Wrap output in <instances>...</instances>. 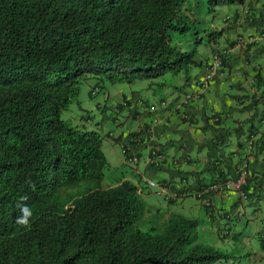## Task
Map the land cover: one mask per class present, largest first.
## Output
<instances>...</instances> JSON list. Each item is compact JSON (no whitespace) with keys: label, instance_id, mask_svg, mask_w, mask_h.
Segmentation results:
<instances>
[{"label":"trees","instance_id":"trees-1","mask_svg":"<svg viewBox=\"0 0 264 264\" xmlns=\"http://www.w3.org/2000/svg\"><path fill=\"white\" fill-rule=\"evenodd\" d=\"M246 1L207 0L209 10ZM195 2L0 0V264H211L228 257L198 242L199 219L175 214L162 229L144 230L140 222L146 206L138 184L126 179L104 186L110 168L102 149L106 135L62 117L83 81L93 98L92 89L103 91L105 82L132 84L203 66L197 49L186 51L174 42L176 31L190 30L188 9ZM228 17L237 19L235 13ZM223 33L206 34L214 44ZM257 80L264 84L260 73ZM263 95L236 100H249L242 110L259 111ZM124 99L136 117L140 110L131 106L137 99ZM181 108L192 121L193 102L184 96L168 102L167 110L180 116ZM201 110L202 129L215 135L203 142L212 162L215 148L232 134L240 138L245 133L242 125L221 128L226 123L221 112ZM81 114L94 118L87 111ZM258 147H264V137ZM208 169L210 163L203 170ZM206 182L201 176L196 181L198 186ZM22 197L33 211L30 229L15 224Z\"/></svg>","mask_w":264,"mask_h":264},{"label":"rangeland","instance_id":"rangeland-1","mask_svg":"<svg viewBox=\"0 0 264 264\" xmlns=\"http://www.w3.org/2000/svg\"><path fill=\"white\" fill-rule=\"evenodd\" d=\"M189 6L191 7L188 9V16L192 20L190 30L186 33L176 31L174 33V42L186 51H190L193 48L197 49L196 59L204 61L205 59L212 58L213 48H222V46L226 44V38L219 39L218 43L210 44L211 41H209V37L206 33L212 30H218L217 27H220L219 29L222 27L225 29L224 33L228 30L230 35L236 36L237 30L233 27V25L236 27L241 26L238 25L237 22L227 23L225 21V17H228V15L233 16L234 10L236 7H240V4H228L218 6L214 10H209L207 0H198V3H191ZM239 23H241V21ZM212 24L216 26V28L213 27ZM199 37L200 40H198ZM262 58L263 59L260 64H262L261 67L264 77V56ZM229 72L230 69L227 67L221 79L211 81L205 91L206 100H199L197 102L199 106L198 116L200 117L198 118V125L201 124V126H203V123H205V120L202 118L204 112L201 109L204 108L209 114L212 112V108H214L215 110H225L230 114V117L228 118L230 127L238 126V124L241 123L247 133L249 125H251V121L248 120V118L252 113L249 110H240V108H238L236 96L245 93V91L244 89H239L235 85L237 79L230 77ZM203 75L204 66L196 65L190 67L188 72L183 71L178 74L170 72L160 78L136 81L132 84H111L109 82H105L106 87L103 90L110 94L108 100H105L106 94L103 93L90 98L88 95L89 84L86 81H83L79 96L69 105L68 108L63 110L62 117L71 125L76 126L78 125V119L81 113L83 111H87L97 120L103 121L100 131L102 134H106L111 127L113 128L110 122V104H116L119 102L122 98L121 93H125L129 98L135 100L142 98L149 101V103H158L161 98H166L169 102H171L177 97V95L182 97L184 96V90H187L188 88L185 85V79L187 76L192 80H195ZM241 77H243L242 79H245V76ZM161 83H164V85H161ZM231 83L235 86L232 87ZM245 83L247 89L250 90L249 81H245ZM263 94L264 84H261L259 95L262 96ZM99 102L101 105H104V112L99 111ZM245 104H247V101ZM138 110L143 111L141 107H138ZM183 110H185V108H183ZM258 110H264V101L261 104H258ZM139 115H142V119L145 120L152 118L151 114L141 113ZM139 115H137L134 120H130L129 125L133 126L138 124L140 122L137 121L140 118ZM104 116L106 118L103 120ZM175 117L180 121V125L177 127L180 126V128H184L185 126H188L183 123L181 119H179L178 115H175ZM181 132L187 134L189 133L185 128L182 129ZM211 133L202 132V130L198 128V141L201 140L202 137L209 139ZM189 135L192 134L189 133ZM171 138L180 139L181 135L178 133H171L168 135V139ZM243 138H245V136ZM228 140L229 141L225 145L214 149V156L225 157L233 152L239 138L236 134H232ZM189 145L190 146L188 148L193 147L192 142H189ZM246 148L247 145L245 144V149ZM102 149L110 163V168L106 170V179L108 181L112 180L111 182H115L124 176H132L135 173L136 170L134 167L125 163V158L118 143L105 136L102 143ZM191 155L195 158L198 157V162L203 159L202 154L198 155L197 149H194V153H191ZM140 163L144 167L143 161ZM202 164L201 168L204 167L205 163L202 162ZM138 166L140 172H143L142 166ZM145 176L155 180H162L168 176V174L167 172L161 170L157 171L154 170V168H150ZM140 181L143 189V193L140 197L146 206L145 216L140 222V226L144 230H148L153 226H159L158 228L162 229L161 226L166 223L170 217L172 218L175 213H178L188 218L199 219L200 224L197 228L198 242L204 245H210L221 253L228 255L227 258L223 257L211 264H264V206L261 212L253 213L250 209L251 206L240 204L234 208L235 202L229 200L230 203L227 211H229L228 215L231 217V221H227L223 216L221 218L220 215L214 217L209 216L207 209L202 206H200L202 212L194 210L193 215H189L190 213L188 209L183 206L186 204H192L196 205L198 208L200 203L195 196L190 195L186 198V200L176 199L174 202H170L166 194H158L155 189L147 187L143 180ZM149 190H152V192L150 193ZM234 195L235 194H231L229 199ZM238 211H241L242 215H239ZM222 213L223 212H221V214ZM222 226L224 227L222 228ZM219 230L221 232H226V230L229 232V234L223 236L225 242L224 244H222V242H217L216 234Z\"/></svg>","mask_w":264,"mask_h":264},{"label":"crops","instance_id":"crops-1","mask_svg":"<svg viewBox=\"0 0 264 264\" xmlns=\"http://www.w3.org/2000/svg\"><path fill=\"white\" fill-rule=\"evenodd\" d=\"M233 13H235L237 15V19L234 21V23L237 22V24L240 25L241 27H236L233 25V27L236 28V30H237L236 36L230 35L228 33V30H227L226 33H224L221 36V38H226V44H228V43H232L233 40H235L236 38L242 37L243 39H245L248 35H255L256 36V42L243 46L242 47L243 49H236L235 50V52L233 53V55L231 56V58L228 62L229 67H230L229 68L230 69V77L237 79V82L235 83V85L239 89H244V91H245V93H243L239 96H245L247 94V95H252V96L257 95L258 97H260L261 95H259V91H260V85L261 84L258 83L257 74L260 73L262 79H264L262 67L259 66L262 59H263L262 57L264 56V38H260V35H259L260 32L264 30V17H263V15H264V0H247L244 5H240V7H236V9L234 10ZM260 16L262 17V19L259 18ZM240 21H241V23H239ZM212 26L216 28V26H214L213 24H212ZM228 26H230V25H228ZM217 28L219 29L220 27H217ZM221 29H223V28L221 27ZM241 76H245V79H242L243 77H241ZM192 81L193 80H191L189 82H192ZM245 81H249L250 90L247 89ZM189 82H186V86L190 89L194 88V84L189 83ZM231 84H232V87L235 86L233 83H231ZM177 97H179V96L177 95ZM236 101H237L238 108H239V107H242L243 105H245L244 101L248 102L249 100L244 99L241 101H239V100H236ZM263 101H264V98L262 99L261 103ZM198 107H199L198 103H196L193 106L194 110L192 109V115L194 116L196 114L194 117V119H196V124L193 126L188 125V126L184 127L185 129H187V132L191 133L192 135H189V133L187 134V133L181 132L182 129H184V128H180V126L177 127L178 125H180V121L178 119H176V117H175V115L178 114L177 110L176 111L174 109L163 110L162 113L160 114V117H163V119H162L161 125L158 126L157 130L155 131L156 132V135H155L156 139L159 140L160 143L164 144L163 145L164 150L170 156H187L189 158V163L182 165L179 170L173 168L172 166L164 167L163 170H161V171L167 172L168 176H166L163 179L176 180V179H179V176H182L183 174H187L195 182L198 181V176L199 177L201 176V178L204 177L206 179V181L209 182L211 180L213 181L218 176L223 175L224 170L229 171L231 175H235V162H237L239 160V158L243 157L247 153V151L245 149V138H246L247 134H245V138H243L244 136H241L239 138L238 143L235 146V148L231 154H229L228 156H225V157L213 156L211 159L212 162H210L209 158H208L209 150L206 146L203 145V142L206 140V137H202V139L198 141V120H197L198 119ZM158 110H160V109H158ZM212 111L222 113V118H223L222 120L225 121L226 123L222 124L221 128H223V127L230 128V125L228 123V118L230 117V114L227 111L220 110V109L215 110L214 108H212ZM249 111L252 113L251 116H249V119H251L250 121H251V125H252L256 122L258 113L260 111H256L255 109L249 110ZM139 117H138L139 120H137V121H140V122L138 124L133 125V126L129 125L130 118H128V120L125 122L123 127H121V128L118 127L119 129L114 130L115 133H121V132L124 134L127 132L129 133L130 131L136 130L138 127H140L142 125L149 124V122L151 120H153V119L156 120V118H157L156 116H154V117L152 116V118L145 120V119H142V115ZM104 118H106V117L104 116L103 120H104ZM110 122H111V120H110ZM78 124L85 126V127L86 126L87 127H95V128L100 129L101 125L103 124V121H99L96 118H92L91 116H90V118L82 117V114H81V116L78 119ZM251 125H249L248 131L250 130ZM112 126H113V124H112ZM111 129H113V128L111 127ZM201 130H202V132L211 133L210 130H205V129H201ZM171 133H178L181 135V138L180 139H173V138L168 139V135H170ZM244 133H245V131H244ZM214 137H215V135L213 133H211V136L209 137V139L214 138ZM113 141L116 142L115 140H113ZM189 142H192V144H193L192 148H188L190 146ZM222 145H225V143L220 144V146H222ZM195 146H196V148H195ZM145 149L146 148L140 149L139 153L142 155L145 154V152H146ZM194 149L198 150V155H200V154L203 155V159L200 160V162H198V157L195 158L191 155V153H194ZM263 149H264V147L260 148V150H263ZM235 152H237L238 154L235 155L234 154ZM256 154H258V152ZM219 157L221 158V161L219 159L216 160V158H219ZM201 161L203 163H205L204 167H202V168H201V166L203 164ZM209 163H210V169H208V171L204 172L203 169L207 168ZM139 165L142 166L143 172H140V170L138 169L139 166H137V167H135L136 171L132 176H124L122 179H129V180H132L134 182H138L139 178H141V177H142V179L147 178L145 176V174L147 173L148 169H150V168L146 167L145 165L143 167V165L141 163ZM250 166H251L252 172L254 174H261L264 171V160H262L259 156H257L252 161H250ZM154 170H156V168H154ZM198 171H202L200 175L197 174ZM111 181L112 180L108 181L106 179V182H108V183H111ZM253 190H254V188H253ZM255 193H257V191H254V194L252 196V201L250 203H242L241 201L238 200L236 195H234L230 199H229V197L228 198L217 197L214 207L210 210H207L209 212L208 215L212 216V217L220 215L221 218L223 216L226 220H228L227 217L229 216L228 215L229 211H227V208H228V205L230 203L229 200H232L235 202L234 208L240 204H245V206L246 205L251 206L250 209L253 213H259L262 211L263 206L257 207V205L255 204L254 199L257 198V197H255V195H256ZM187 197L188 196H184L182 198L179 197L177 199L186 200ZM200 206H201V204L198 205V208H197L196 205L186 204L183 207L188 209V211L190 213L189 215H193L194 210H198V212H202V209L200 208ZM221 212H223V213L221 214ZM223 227L224 226H222V228ZM227 234H229V232L225 233V231L221 232L219 230L218 233L216 234L217 242L218 243L222 242V244H224L225 242H224L223 236H226Z\"/></svg>","mask_w":264,"mask_h":264},{"label":"clouds","instance_id":"clouds-1","mask_svg":"<svg viewBox=\"0 0 264 264\" xmlns=\"http://www.w3.org/2000/svg\"><path fill=\"white\" fill-rule=\"evenodd\" d=\"M225 21L227 23L232 22L230 19H227V17H225ZM259 35H260V38H264L262 36V34H259ZM251 36H253V37L256 38L255 35H248L246 38L251 37ZM235 40H237L238 42L235 43L234 45L230 46V47H235V48L228 55V57H227L228 58V62H229L231 56L233 55V53L235 52L236 49H243L242 48L243 46H245L247 44H252V43H246V44H244L243 43L244 39L242 37L236 38ZM255 42H256V40H255ZM216 52H219V51L213 50L212 58H213V56H214V54ZM212 58L205 59L203 61V63H204L203 66H204V69H205L204 70L205 71V74L202 77L196 78L192 82H189V81L192 80L191 78H189V81L188 82L189 83H193L194 84V88H192L191 90H188L190 88H188L187 90L186 89L184 90L185 91V93H184V100L189 101V102H193V106L199 100H202L203 101V99L200 98V97H198V95H203L204 100L206 99L205 91H206L207 87L210 85L211 81H214L216 79H221V77L224 75V72L226 70V68L223 67V62H222L221 68L218 71V75L214 79L208 80L206 82V86L201 90V84L206 79L208 67H209V64H210V61L212 60ZM259 66H262V64H260ZM229 76H230V72H229ZM224 79H225V77H224ZM90 81H93V80H90ZM161 85H164V84L161 83ZM185 85H186V81H185ZM90 89L91 88H89V90ZM199 91H201L200 94H199ZM100 93L106 94L105 95V100H108L109 99V96H110L109 93H106L104 90L101 91L100 88H94V89H92V95L94 97H96ZM121 95H122V98L120 99L119 102H117L116 104H112V103L110 104V106H111L110 120H111V123L113 124V129L109 130L104 135H106L107 137H109L112 140H115L116 143L119 144L120 148H121V144L123 142H125L126 144H128L130 146V148L134 152H136V154L138 156V162H136L134 165H132L134 167V169H136L135 167H137L140 164V162H142V161H143V163H144V165L146 167H148V168H152V167L153 168H156L157 171L158 170H163L164 167H169V166H172L173 168L179 170L182 165L188 164L189 163V158L187 156H170L164 150V146H163L164 144L160 143L159 140L156 139V136H155V133L156 132L155 131L157 130V127L161 125L162 119H163V117H160V114L162 113L163 110H167V106H168V102H169L166 98H161L158 101V103H156V104L155 103H149V101H148V103H146V100H144L142 98H139L136 101H133L131 108L141 107L143 109V111H140L139 114H141V113L142 114L143 113L151 114L153 117L154 116L157 117L156 120L153 119V120H151L149 122V124L142 125V126L138 127L136 130L130 131L129 133L128 132L125 133V134L122 133V132L121 133H115L114 130L119 129L118 127H120V128L123 127V125L128 120V118H130V120H132V119L134 120V118H135V116H131L130 115L128 109L125 106V99L124 98H125L126 94L125 93H121ZM140 102H143V104H140ZM244 102H246V101H244ZM163 103H165V104H163ZM99 104H100V102H99ZM122 104L124 105L123 107L121 106ZM247 104H249V101L247 102ZM247 104H245V105H247ZM245 105H243L242 107H239L240 110H242V108ZM99 107H100L99 108V111L100 112L105 111L104 105H101L100 104ZM158 109H160V110H158ZM185 111H187V110L186 109L183 110V108H181V110H180L181 116L178 115L179 113L177 114L178 117H179V119H181V121L183 123H185L186 125L193 126V124L196 123V119H193L191 121L190 120V115L187 116L185 114ZM211 113L214 114L215 112L212 111ZM139 114H137V115H139ZM263 114H264V110H261L260 113L257 116L256 122L251 125L250 130L247 131L248 133L245 132V134H247V136L245 138V144L246 145H247V141L251 138L252 135H256V134L258 135V132H259V129H260V120H261V117L263 116ZM139 116H141V115H139ZM248 120H251V119L248 118ZM210 122L213 123L214 120L213 119H210ZM204 124L205 123H203V126H201V124H199L198 125V128L199 129H202L204 126H206ZM239 125H242V124L240 123V124H238V126ZM76 126H82V125H79L78 124ZM243 131H245L244 128H243ZM131 133H135V135L131 136L130 135ZM245 134L243 136H245ZM148 137H150V138L149 139H145V140L142 139V138H148ZM263 137H264V135L263 136H258L256 138V143L254 145V149H253V153L252 154H250L249 153V149L246 148V151H247L246 155H244L243 157L239 158V160L237 162H235V175H231L229 171L224 170L223 175L218 176L213 181L211 180L209 182L203 183L200 186H198V184L195 181H193L190 176H187V177L186 176H179V179H176V180H166V179H162V180H157V181H161V182H171V183L174 184L173 185V189L171 191H169L168 193H166V196H167V198H168V200L170 202H174L179 197L182 198L184 196L193 195V196H195L198 199V201L201 204V206L205 207L207 210H210V209H212L214 207L215 201H216V198L217 197L228 198L231 194H235L237 196L238 200L241 201L242 203H250L252 201V196L254 194V191H257V193H255L256 194L255 197H257V198L254 199V202L257 205V207L264 206V182H261V180L264 179V171L261 174H254L252 172V169H251V166H250V161H252L257 156H259L262 160H264V149L263 150H260L261 147H258V144L261 141V139H263ZM150 145L159 146L160 149H161V151L164 152L167 155V160H166V162L164 164L161 163L159 165H147L145 163V156L147 154V150H148V147ZM142 148H146L145 149L146 152L143 155L139 153V150L142 149ZM121 150H122V148H121ZM257 152H258V154H256ZM234 154L236 155L238 153L235 152ZM123 156L125 158V163L126 164H129V163L126 162V158L127 157L124 155V153H123ZM246 159L248 160V169L250 171V176H249V178L247 180V183L244 185L243 189H244V191H246V193L248 195V199L247 200L243 199L236 192H231L227 196L220 195V194H215L214 195V198H213V204L211 206L203 205L202 202H201V200L195 195V191L198 190V189H200L202 186L209 185V184H211V183H213V182H215V181H217L219 179H228V178L236 179L237 176H238L237 166L240 163H242L243 161H245ZM175 161H178V163L175 164ZM183 178H186V179H188L190 181L191 184H190L189 187L186 188V187H182L180 185V181ZM149 179H153V178L147 177L145 179H142V177H141V178H139V181L138 182H135L139 186V193L140 194L143 193V189H142L141 181L140 180H143L145 182V184L147 185V187H150L149 184L147 183V181ZM122 180H126V179H122L121 178V179L116 180L115 182L108 183V182H106V178H105V180H104V186L105 187L113 186V185H116L119 181H122ZM153 180H155V179H153ZM250 181H251V183H250ZM247 185L249 186V189L248 190L245 189V187ZM253 188H254V190H253ZM150 189H154V188L150 187ZM149 192L151 193L152 190H149ZM156 193H157V191H156ZM160 194H164V193H160ZM27 199H28L27 197H22L21 198V202H18L17 205H16V207L18 209V214H17V216L15 218V224L18 227H20V228L30 229L31 226H32L33 211H32L31 206L28 203H26ZM175 214H178V213H175ZM238 214L239 215H242L241 211H238ZM144 216H145V214H144ZM227 219H228L227 221H229V220L231 221L232 220L230 216H228ZM225 233H228V231H226Z\"/></svg>","mask_w":264,"mask_h":264},{"label":"built area","instance_id":"built-area-1","mask_svg":"<svg viewBox=\"0 0 264 264\" xmlns=\"http://www.w3.org/2000/svg\"><path fill=\"white\" fill-rule=\"evenodd\" d=\"M227 19H230L227 17ZM262 36L264 37V33H262ZM256 38L251 36L246 39H244L243 43H253L255 42ZM235 47H230L229 49H224L221 52H216L210 61L206 79L201 84V90L206 86V82L208 80L214 79L218 75V71L221 68L224 56L229 55ZM264 65V63H263ZM201 91H199V94ZM140 104H143V102H140ZM165 104V103H163ZM263 133V134H262ZM264 135V114L261 117L260 120V129L258 132V135H252L251 138L247 141V148L249 149V153H253L254 145L256 143V138L258 136ZM122 152L127 157L126 162L130 165H134L136 162H138V156L136 152H134L128 144L123 142L121 144ZM167 160V155L161 151L159 146L156 145H150L147 150V154L145 156V163L147 165H159L161 163H165ZM178 161H175V164H177ZM237 173L238 176L236 179H219L209 185H204L200 189L195 191V195L201 200L203 205L211 206L213 204V198L215 194H220L227 196L231 192H236L240 197L247 200L248 195L246 191H244L243 187L247 183V180L250 176V171L248 169V160L246 159L242 163H240L237 166ZM150 187L154 188L157 193H168L173 189V183L171 182H161L153 179H149L147 181ZM190 181L186 178L181 179L180 185L182 187H189Z\"/></svg>","mask_w":264,"mask_h":264}]
</instances>
